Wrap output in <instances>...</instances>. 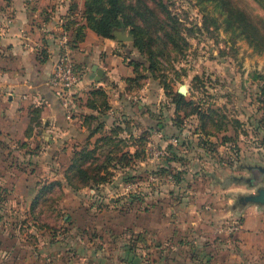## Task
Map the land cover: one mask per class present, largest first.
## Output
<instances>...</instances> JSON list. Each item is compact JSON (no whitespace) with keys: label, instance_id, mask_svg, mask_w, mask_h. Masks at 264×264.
Wrapping results in <instances>:
<instances>
[{"label":"rangeland","instance_id":"1","mask_svg":"<svg viewBox=\"0 0 264 264\" xmlns=\"http://www.w3.org/2000/svg\"><path fill=\"white\" fill-rule=\"evenodd\" d=\"M232 1L255 20L264 18L257 0ZM166 2L187 45L159 58L157 76L138 68L131 94L135 104L145 102L125 129L101 132V181L67 183L63 136L53 144L41 134L28 146L26 136L0 135V264H121L122 245L133 249L135 264H149V241L163 244L173 233L186 244L207 236L213 248L202 247V264H264V235L240 237L237 207L241 191H256L245 181L255 176L248 166L264 167V47L229 20L218 0ZM75 4L68 19L84 22ZM121 51L127 64L141 57L132 39ZM181 85L186 93L177 104L173 94ZM135 121L137 129H126ZM50 184L34 214L33 200ZM205 205H214L209 214L200 209ZM182 256L183 264L200 262Z\"/></svg>","mask_w":264,"mask_h":264},{"label":"crops","instance_id":"2","mask_svg":"<svg viewBox=\"0 0 264 264\" xmlns=\"http://www.w3.org/2000/svg\"><path fill=\"white\" fill-rule=\"evenodd\" d=\"M74 3L81 11L83 0H0V135L17 139L26 136L24 139L28 146H32L35 139L40 140L41 134V138L48 137L50 143L55 141L53 144H58L64 137L68 164L73 153L85 145L95 148L96 140L102 136L98 129H125L123 122L137 120L140 114L137 111L145 102H133L137 96L131 94L125 80L133 75V69L124 63L121 51L125 41L103 37L85 28L83 38L72 48L79 84L72 91L71 107H63L56 92L48 85V79L58 52L59 27L70 18L69 6ZM98 69L101 74L96 73ZM98 92L104 95L103 99L98 97ZM136 122L126 129H137ZM37 129L51 131L47 135ZM27 131H30L29 136ZM4 158L0 145V170L4 169ZM251 168L248 166V170ZM2 174L5 176L4 171ZM181 180L184 182L186 179L183 177ZM238 180L241 181V177ZM230 199L232 202L233 195ZM237 207L243 213L238 229L240 237L261 238V234L264 235V206L240 203ZM203 208H200L202 213L209 214L214 205ZM198 236L205 240L197 242L193 239L186 244L187 241L181 240L183 237L179 239L173 233L163 244L152 241L151 245L149 241V263L183 264L186 259L182 256L184 253L200 261L199 264L205 263L202 247L204 252L213 247L207 236ZM189 245L191 249L187 252ZM120 248L123 255L118 257L119 262L135 264L133 250L124 245ZM194 249L199 251V256ZM212 255L209 253L208 258ZM22 258L21 263L25 257ZM108 263L110 261L105 264Z\"/></svg>","mask_w":264,"mask_h":264},{"label":"trees","instance_id":"3","mask_svg":"<svg viewBox=\"0 0 264 264\" xmlns=\"http://www.w3.org/2000/svg\"><path fill=\"white\" fill-rule=\"evenodd\" d=\"M218 1L222 4L229 20L244 31L251 42L255 41L264 47V18L255 20L232 0ZM257 2L264 11V0H257ZM82 18L84 22L81 23L68 19L62 24L69 33L72 48L76 41L83 38L85 28L107 38H114L112 33L115 29L125 31L128 28V33L132 36V44L141 56L140 58L132 57L128 64L133 69V75L125 79L129 90H132L138 82L139 67L157 76L159 58L169 57L173 52L179 53L187 45L186 39L182 35V24L177 16L172 14L166 0H83ZM103 96L101 92H98L99 98L103 99ZM173 99L177 104H180L183 95L175 92ZM183 109L185 114L192 113V110L189 111L186 105ZM98 130L103 131V129ZM29 134L30 131H27L28 136ZM100 138L96 140L95 148L90 149L85 145L73 153L71 163L65 171L66 181L73 188L85 186L92 179L101 181L102 177L97 175L100 167L102 169L104 167L103 161L99 162L98 155L104 150V147L99 144L103 140ZM115 150L119 151L118 145L115 146ZM138 153L139 150L136 148L132 153L133 157H137ZM87 164L88 166H86ZM89 165H95L96 168ZM51 186V184L46 185L38 192L31 205V212L37 213L35 209L40 206L39 199L45 192L50 191Z\"/></svg>","mask_w":264,"mask_h":264},{"label":"built area","instance_id":"4","mask_svg":"<svg viewBox=\"0 0 264 264\" xmlns=\"http://www.w3.org/2000/svg\"><path fill=\"white\" fill-rule=\"evenodd\" d=\"M58 52L52 65V72L48 79V85L56 92L65 109L71 107L72 91L79 84V75L74 68L72 47L69 33L63 26L59 27ZM231 227L230 230H233Z\"/></svg>","mask_w":264,"mask_h":264},{"label":"water","instance_id":"5","mask_svg":"<svg viewBox=\"0 0 264 264\" xmlns=\"http://www.w3.org/2000/svg\"><path fill=\"white\" fill-rule=\"evenodd\" d=\"M113 36L116 37L118 40L126 41L131 40L132 36L125 33V31H121L120 29H115L113 31ZM97 74H101V70H96ZM178 92L180 94L186 93V87L184 85H181L178 87ZM254 169V175L252 174V179L248 180V184L252 185V187H256V191L254 193H248V194H241L238 196V201L242 204H256L260 206H264V186L259 185L262 182H264V167L255 166ZM252 172V168L250 169Z\"/></svg>","mask_w":264,"mask_h":264},{"label":"flooded vegetation","instance_id":"6","mask_svg":"<svg viewBox=\"0 0 264 264\" xmlns=\"http://www.w3.org/2000/svg\"><path fill=\"white\" fill-rule=\"evenodd\" d=\"M253 171H252V174L254 173V169H252Z\"/></svg>","mask_w":264,"mask_h":264}]
</instances>
